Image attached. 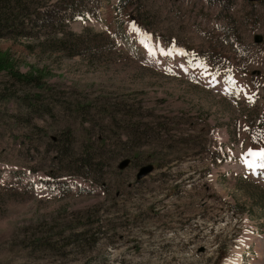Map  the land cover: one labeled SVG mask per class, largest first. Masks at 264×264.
Segmentation results:
<instances>
[{
	"label": "rangeland",
	"instance_id": "rangeland-1",
	"mask_svg": "<svg viewBox=\"0 0 264 264\" xmlns=\"http://www.w3.org/2000/svg\"><path fill=\"white\" fill-rule=\"evenodd\" d=\"M73 5L0 38V264H264V0Z\"/></svg>",
	"mask_w": 264,
	"mask_h": 264
},
{
	"label": "trees",
	"instance_id": "trees-1",
	"mask_svg": "<svg viewBox=\"0 0 264 264\" xmlns=\"http://www.w3.org/2000/svg\"><path fill=\"white\" fill-rule=\"evenodd\" d=\"M50 0L39 2L38 0H0V38L2 37H35L43 40L41 44L46 43L51 38L55 45L52 50L66 51L68 56L82 54L77 43V37L71 39V33L66 31L65 15L72 16L77 7L74 0H58L56 3H49ZM125 2V0H123ZM48 33H52L54 37H50ZM6 70L11 77L17 81L34 84L42 87V75L40 72L33 71L29 74H23L13 69L11 62L6 54H0V71ZM68 132L67 136H70ZM103 142V140L101 141ZM88 215L93 212L86 210ZM94 222L85 223L87 228L75 231L70 237H79L82 243H86L87 234H90L88 241L95 234L96 229H90ZM102 226V225H101ZM92 243L88 248H91Z\"/></svg>",
	"mask_w": 264,
	"mask_h": 264
},
{
	"label": "water",
	"instance_id": "water-1",
	"mask_svg": "<svg viewBox=\"0 0 264 264\" xmlns=\"http://www.w3.org/2000/svg\"><path fill=\"white\" fill-rule=\"evenodd\" d=\"M247 1H261V0H247ZM261 40H262V37L260 35H255L254 37L255 42H260ZM152 170H153V166L151 164L140 167L137 173V178L143 177L144 175L148 174Z\"/></svg>",
	"mask_w": 264,
	"mask_h": 264
},
{
	"label": "snow or ice",
	"instance_id": "snow-or-ice-1",
	"mask_svg": "<svg viewBox=\"0 0 264 264\" xmlns=\"http://www.w3.org/2000/svg\"><path fill=\"white\" fill-rule=\"evenodd\" d=\"M249 155L259 157L261 161H264V149H261L259 152H252L249 150ZM251 167V165H249ZM260 167L264 168V163L259 165Z\"/></svg>",
	"mask_w": 264,
	"mask_h": 264
}]
</instances>
